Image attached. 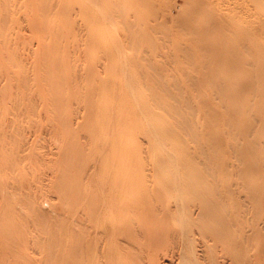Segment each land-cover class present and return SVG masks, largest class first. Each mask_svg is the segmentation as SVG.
Here are the masks:
<instances>
[{"label":"rangeland","instance_id":"1","mask_svg":"<svg viewBox=\"0 0 264 264\" xmlns=\"http://www.w3.org/2000/svg\"><path fill=\"white\" fill-rule=\"evenodd\" d=\"M85 1L69 12L46 0L38 13L27 0H0V264L63 263L64 224L74 231L75 222L62 183L111 169L178 186L205 172L217 175L206 192L221 195L203 216L207 193L168 192L176 213L149 216L152 254L128 262L255 264L264 249V0ZM123 98L145 102L143 111ZM161 99L180 113L164 111ZM138 115L141 127H127ZM161 192L148 194L159 203Z\"/></svg>","mask_w":264,"mask_h":264},{"label":"bare ground","instance_id":"2","mask_svg":"<svg viewBox=\"0 0 264 264\" xmlns=\"http://www.w3.org/2000/svg\"><path fill=\"white\" fill-rule=\"evenodd\" d=\"M61 1L66 3L65 7H67V8H64L65 11L66 10H68V11L69 10L70 11H75L76 10V4L75 5L72 4L73 0H61ZM83 1H85V0H83ZM75 3H77V2H75ZM26 4H27L26 6L28 7L27 8L28 10H31L33 12H35V11L37 12L38 11V13H46V0H27ZM70 4H71V6H70ZM257 4H259V2ZM260 4H261V0H260ZM260 4H259V6L261 8L262 4L261 5ZM22 5H24V4H22ZM104 5H105V3H104ZM68 6H70V8ZM94 6H97V5H94ZM5 10L8 12L9 8L6 6ZM38 15H37V17H38ZM103 15H105V14L103 13ZM56 42H58V41H56ZM47 72H48V70H47ZM259 89L262 90L263 88L262 89L259 88ZM130 99L131 98H123V101L124 102L125 101L128 102V106H130V108L133 111H137V110L143 111V107H144L143 104L145 102L143 104H140V103H138L139 100L135 99V102L133 103V101H132L133 99H131V101H130ZM224 102H223V104H224ZM226 102H227V100H226ZM157 103H158V105H159V103L161 104L160 106L163 107L162 109H164V111H168L169 113H174V114H179L180 113V110L179 111H175L177 109V107L175 108V106H174L175 103H171L169 101L168 102L164 101V99L159 100ZM148 104H149V102H148ZM126 105H127V103H126ZM189 105H190V103H189ZM173 106H174V108H172ZM141 107H142V110H141ZM145 107H146V105H145ZM190 107H192V106H190ZM231 108H233V105L230 107V109ZM149 109H150V112L148 113V115L151 116V119L152 120L158 119V117L160 115L158 113L154 112V110H152V108H149ZM251 109H252V107H251ZM234 110H237V107ZM234 110H232L233 113L235 112ZM193 111H194V109H193ZM193 111H192V114L194 115L195 112L193 113ZM228 113H229V111H228ZM192 114H191V111H190V115L191 116H192ZM181 115H179V116H181ZM194 117H196V114L194 115ZM141 118H142V116L138 115V119L135 120V121H134L133 118L129 119L128 121H126V126L127 127L129 126V128H131V129L133 127H135L136 129H139V127H141L140 126L141 123L143 122ZM182 118L183 119L180 121L181 123L183 122V123L188 124V126H192V125H189L190 123H192V121H190L189 117L185 116V117H182ZM119 120H118V122H121ZM200 122H201V119H200ZM231 122L232 121H230V123ZM124 123H125V121H124ZM171 125H173V124H171ZM112 126H113V124H112ZM126 126H125V128H127ZM167 129L169 130V127ZM6 131H7V129H6ZM124 135L127 136L126 133H124ZM195 135H196V133H195ZM163 144H164V142H163ZM12 145H15V144H12ZM78 148H79V146H78ZM69 150H71V148H69ZM204 153H205V151H204ZM8 159H10V158H8ZM105 162L107 163V161H104V163ZM108 162H110V161H108ZM12 163H14V162H12ZM79 165H81V164H79ZM98 165H100V167H101V164H98ZM76 166H78V164ZM83 166H84V169L86 167H87L86 169H88V167H89V166H87V163H86V165H83ZM127 167L128 166H126L125 169ZM76 169H78V168L76 167ZM102 169H104V168H102ZM107 170H109V169H107ZM66 171H69V170L66 169ZM109 171H112V169L109 170ZM109 171H108L109 174L107 172L105 173V171H104V173L103 172L102 173H92L90 171L91 172L90 174H86L85 171H83L81 174L78 173L77 175H75V177L74 176L67 177L66 180L64 181V184L62 183V185H63L62 195H63V200H64V208L67 211V214H69V216H71L73 218L72 224H73V221H74L75 225L73 224V227L75 226V228H74V231H73L72 230L71 221H70V223L67 221V223H65L66 226L64 224V229H63L64 230V238L63 239L65 241H63V242H65V244H62V245H64V248H63V252L64 253L63 254H65L66 256H63L64 262L61 263V264H132L133 262H128L129 257H131V256L144 257L146 255L152 254L151 253V249H153L152 247L155 246L156 243H155V245L154 244L152 245V240L154 241V238H151V236H152V234L154 235V231H156L154 229L157 228V227L155 225L154 219L152 217L150 218L149 216H151L158 209L162 210L165 213L164 216L166 214L168 215V213L172 211L171 210V205H172L171 199L172 198L171 197H167L166 194L168 192H170V191L178 189L179 187H182L185 191H187L186 193H188V194H189V192L204 194V193H207L206 192L207 189L208 190L210 189L209 191H211V189H213V187L216 186V182L215 181L212 182L210 180V175L213 178L217 177V175L215 176V175H212V174H210L209 177H207L208 176L207 174L206 175L203 174L205 172H201V173L193 172V174L186 175V178L184 176V179L180 183L181 186H180V184L178 186L177 184L173 183L172 180H170L171 178L167 181V176H164L163 177L164 179H162V178H160L158 176H157L158 178H156L154 176L153 179H150L149 175H147L144 172L133 174V173H130L129 171H122V172L120 171L121 172L120 174H118V173L114 174V172H113V174H111V172H109ZM176 172H178V171H176ZM62 175H61V177H62ZM65 175H67V174H65ZM174 177H176V176H174ZM176 178H178V177H176ZM59 183H60V181H59ZM150 183H155V184H158V185H157V187L149 188ZM217 188H218V186H217ZM150 189L153 192L154 191H156V192H159V191L161 192L162 191L164 196H166V197H164L163 199H161V197L160 198L159 197H154L155 201L156 200L159 201V203H154L152 201V197H150L149 194H148ZM180 190H181V188H180ZM177 191L178 190H176V192ZM181 191H183V190H181ZM214 191H215V189H214ZM162 192L158 193V194H162ZM182 193H181V195H182ZM209 194L210 193H207L208 196H209ZM215 194H216V197L215 196L207 197V198H209L208 201H210L209 202L210 205L207 204V202H204V200L199 199L200 202L198 204V208H199L198 214H204L203 216H206L205 213L209 211V208H212L211 206H212L213 203H215L217 206L221 204V195H220V197H218L219 195L216 192H215ZM212 195H214V194L212 193ZM183 196H184V193H183ZM199 196H201V195H199ZM181 198H183V197H181ZM198 198H200V197H198ZM205 198L206 197H204V199ZM183 201H184V199H183ZM176 202H177V199H176ZM176 202H175V204H177ZM182 207H184V205H182ZM191 209H190V211H191ZM178 210L179 209H177V211ZM171 213H169V215ZM173 213L175 214L176 212H173ZM194 213H197V212L193 211L192 214H194ZM188 215H189V213H188ZM69 216H67V217H69ZM177 216H179V215H177ZM191 218H193V217H191ZM182 219H184V218H182ZM198 219H199V217H198ZM200 220L201 219H199V221ZM179 222L181 223L182 220H180ZM181 224L183 225V222ZM171 228L172 227H170V230H171ZM170 230L168 231V235H169ZM72 233L73 234L76 233L78 235V237L76 239H73V237H72L73 234ZM260 234H261V232H260ZM201 235H202V233H201ZM139 236L145 237L146 238L145 241H142V240L140 241L138 239ZM154 237H156V235H154ZM203 237H204V235H203ZM260 238H263V237H260ZM229 240H232V238L229 239ZM232 244L235 245V241H234V243L232 242L231 245ZM192 246H193V244H192ZM155 249H156V247H155ZM233 249H234V247H233ZM235 250H236V246H235V249L233 251H235ZM55 251H56V249H55ZM51 253H53V252H51ZM153 253H155V252H153ZM255 253H256V251H255ZM184 254H186V253H184ZM256 254H257V256L255 257V259H257V261L255 262V264H264V259H262L263 257H261L264 254V249L262 248L261 245L257 246V253ZM195 255L197 256V254H195ZM213 256H214V254H213ZM152 257H151V259H152V261H154V257L153 258ZM235 257H236V255H235ZM259 257H261V258H259ZM183 259H185V258H183ZM214 259H217V257H215ZM233 261L234 262L236 261V263H237L238 260H236L234 258ZM213 262L215 263V260H213ZM179 263H181V262L179 261ZM149 264H154V263L152 262V263H149ZM189 264H193V263H189Z\"/></svg>","mask_w":264,"mask_h":264}]
</instances>
